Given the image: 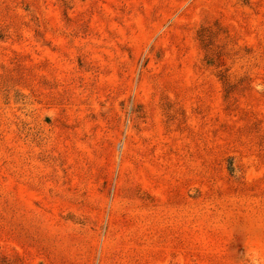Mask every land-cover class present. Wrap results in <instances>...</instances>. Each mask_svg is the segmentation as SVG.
<instances>
[{
	"label": "rangeland",
	"instance_id": "obj_1",
	"mask_svg": "<svg viewBox=\"0 0 264 264\" xmlns=\"http://www.w3.org/2000/svg\"><path fill=\"white\" fill-rule=\"evenodd\" d=\"M0 264H264V0H0Z\"/></svg>",
	"mask_w": 264,
	"mask_h": 264
}]
</instances>
